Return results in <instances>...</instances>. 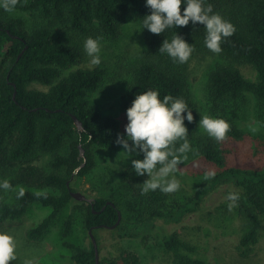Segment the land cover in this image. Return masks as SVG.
<instances>
[{
  "label": "trees",
  "instance_id": "1",
  "mask_svg": "<svg viewBox=\"0 0 264 264\" xmlns=\"http://www.w3.org/2000/svg\"><path fill=\"white\" fill-rule=\"evenodd\" d=\"M204 4H211L213 12L234 26L233 34L221 42V51L214 53L206 48L205 30L200 24L189 22L186 26L166 29L160 35L143 29V48L125 71L128 81L120 96V108L125 114L134 95L148 89L158 90L161 98L171 95L184 99L193 115L192 122L184 121L191 155L221 168L213 177V185L228 184L243 191L241 198L236 196L233 201L238 212L249 221L248 230L237 246L240 255L246 256L256 242L258 214L264 216V167L257 170L226 167L224 139L242 137L234 118L226 116L229 130L221 140L198 131L197 107L191 94L187 64L191 57L198 55L216 56L219 61L212 64L205 83L214 111L227 109L229 113H236L239 104L251 96L261 109L264 125V0H204ZM15 10L35 14L41 21L28 27L23 18L0 11V177L10 179L12 187H18L11 198H0V230L7 223L21 220L30 206L37 203L50 212L25 231V241L36 245L73 201L68 193L76 191L73 179L86 176L95 168L94 148L115 152L121 148L115 143L116 134H123L119 121L102 116L90 99L100 87L105 69L82 66L80 48L69 44L58 28H68L80 36L94 34L103 40H114L128 16L139 20L149 14V9L144 0H18ZM175 33L193 48L183 63L159 51L163 39L171 40ZM238 64L250 65L255 77H245ZM68 68L71 70L62 75V70ZM72 116L81 122L83 130L75 127ZM80 148L84 150V157L80 156ZM42 155L47 156L45 166L34 163ZM137 156L142 159V155ZM143 177L130 169L119 181L121 193L107 199L98 196L92 203L79 201L83 227L87 232L92 229L98 251L100 229L113 226L118 213L120 221L111 229L118 237L123 236L119 233L120 222L153 225L157 219H178L176 213L163 208L167 199L164 192L142 191ZM21 189L23 195H19ZM205 192L206 189L199 191L177 214L194 209ZM72 226L70 214L64 220L62 238L69 236ZM62 245L70 250V259L76 264H96L91 241L88 248L66 240ZM161 245L175 264H205L182 255L181 249L193 251L195 248L175 234H162ZM112 256L108 264H118L117 261L140 264L138 256L131 251H120L116 258Z\"/></svg>",
  "mask_w": 264,
  "mask_h": 264
},
{
  "label": "rangeland",
  "instance_id": "2",
  "mask_svg": "<svg viewBox=\"0 0 264 264\" xmlns=\"http://www.w3.org/2000/svg\"><path fill=\"white\" fill-rule=\"evenodd\" d=\"M7 16H19L23 18L28 27H32L41 21L35 14L24 13L17 10L7 12L0 8ZM69 44L77 45L82 53V66L92 68L100 66L105 69L100 87L90 95V99L97 105L102 116L116 118L124 130L126 116L120 108V96L124 90L128 78L125 76L129 62L134 60L143 48L142 28L140 21L134 16L127 17L122 26L120 35L114 40L100 39L101 63L93 65L84 51L83 44L86 37L97 38L94 34L80 36L71 33L68 28H58ZM219 60L216 56L191 57L188 65L189 84L191 94L197 107V125L201 134H207L200 127L199 119L204 115L214 118L232 117L241 128L242 137L239 139L226 138L223 143V155L226 167L240 169H261L264 167V125L259 105L251 96L239 104L236 113L214 111L209 102L205 90L207 73ZM241 73L250 79L255 77V71L250 65L238 64ZM71 68L62 70L65 75ZM37 88L46 89V86L36 85ZM106 151L95 147L94 157L96 166L90 174L73 179V188L88 198L103 196L109 198L121 193L119 181L124 174L131 169L130 159H139L138 156L129 160L120 153ZM182 158L178 167L171 175L180 182L177 191L165 193L167 199L163 208L167 212L176 213L177 220H154L150 223L120 222L122 237L111 229H100L98 233L100 250L98 262L108 264V259L116 258L120 251L134 252L140 264H175L171 254L161 245V236L164 233L175 234L181 241L194 247L193 251L181 249L182 255L200 259L205 264H264V216L258 214L256 242L246 256H241L237 246L241 236L248 230V218L238 212V206L233 200L228 199L230 193L238 198L242 196V189L228 184L213 185V177L221 170L216 164L201 157L186 154H178ZM34 163L47 165V156L34 159ZM145 180L147 175L145 174ZM5 180L0 177V182ZM7 189L0 188V198H11L18 187ZM194 209H188L182 214H177L180 207L188 204L197 196L199 191H204ZM82 208L80 202L73 201L60 213L51 225L42 241L28 244L24 234L31 224L39 222L46 217L50 209L39 204H32L24 217L16 222L7 223L0 230L13 236L16 242L15 259L8 264H76L71 260V252L62 245L63 240L75 245L88 248L90 240L87 230L82 224ZM73 216V226L69 236L62 238L61 232L64 220L68 215ZM135 234L130 237L128 234ZM118 264L122 262L117 261Z\"/></svg>",
  "mask_w": 264,
  "mask_h": 264
},
{
  "label": "clouds",
  "instance_id": "3",
  "mask_svg": "<svg viewBox=\"0 0 264 264\" xmlns=\"http://www.w3.org/2000/svg\"><path fill=\"white\" fill-rule=\"evenodd\" d=\"M17 2L0 0V8L13 12ZM144 4L149 14L139 19L142 30L160 35L166 29L186 26L189 22L200 24L205 30L204 44L214 53L221 51V42L235 30L231 22L212 11L211 4L205 6L204 0H144ZM83 48L91 64L101 63L99 37H86ZM159 51L175 62L183 63L188 60L193 48L175 33L171 40L163 39ZM125 116L127 122L123 134H116L115 143L121 147L120 153L126 160L142 155V159H130L131 170L136 176L147 175L142 191H177L180 182L171 173L175 172L182 158L178 154H186L190 150L184 121L193 120L192 111L184 99L171 95L161 98L158 90L148 89L134 95L130 106L125 109ZM198 124L216 140L223 139L229 130V124L224 119L208 115L201 117ZM177 142H180L178 147ZM9 187L7 179L0 182V188ZM19 195H23V189ZM228 199L235 200V194L230 193ZM15 248L14 237L0 232V264H8L15 259ZM26 264H31V261Z\"/></svg>",
  "mask_w": 264,
  "mask_h": 264
},
{
  "label": "water",
  "instance_id": "4",
  "mask_svg": "<svg viewBox=\"0 0 264 264\" xmlns=\"http://www.w3.org/2000/svg\"><path fill=\"white\" fill-rule=\"evenodd\" d=\"M73 117V120H74V124H75V127L78 128L79 130H83V128L81 127L82 124L81 122L75 117V116H72ZM80 156L81 157H84V150L82 148H80ZM70 194V196L77 200V201H87V202H90L92 203L93 199L92 198H88L86 197L84 194H81L79 193L78 191H70L68 192ZM120 221V214L118 213V219L116 221V223L111 226V227H108L110 229H113L115 228V226L119 223ZM88 235H89V239L92 243V246H93V249H94V255H95V263L98 264V249H97V243H96V240H95V237L94 235L92 234V229H89L88 230Z\"/></svg>",
  "mask_w": 264,
  "mask_h": 264
}]
</instances>
